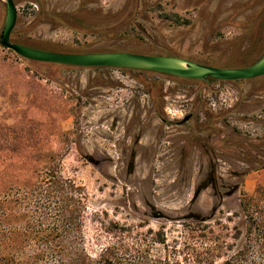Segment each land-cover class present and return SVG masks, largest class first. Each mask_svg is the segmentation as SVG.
<instances>
[{
    "label": "rangeland",
    "instance_id": "1",
    "mask_svg": "<svg viewBox=\"0 0 264 264\" xmlns=\"http://www.w3.org/2000/svg\"><path fill=\"white\" fill-rule=\"evenodd\" d=\"M14 1L17 31L46 47L162 51L220 67L247 66L264 53V0ZM41 6L65 23L43 17ZM76 10L81 21L64 15ZM102 19L118 31L105 32ZM0 67H19L0 69V114L14 112L2 77L10 82L19 73L30 82L25 112L41 121L37 146L64 153L62 174L85 188L89 213L148 223L143 231L165 225L170 241L197 216L238 222L240 195L264 185V75L206 82L82 67L62 69L55 82L43 68L55 66L2 46ZM187 114L193 118L179 124ZM197 137L208 139V151Z\"/></svg>",
    "mask_w": 264,
    "mask_h": 264
},
{
    "label": "trees",
    "instance_id": "2",
    "mask_svg": "<svg viewBox=\"0 0 264 264\" xmlns=\"http://www.w3.org/2000/svg\"><path fill=\"white\" fill-rule=\"evenodd\" d=\"M39 12L51 21L65 23L63 16L54 15L42 6ZM4 15L5 7L0 2V33ZM64 15L74 21L83 19L78 10ZM100 22L106 28L111 24L103 19ZM117 29L114 26L103 30L111 33ZM11 40L55 52H99L74 51L57 45L46 47L44 41L33 40L16 28L11 32ZM103 51L120 50H100ZM157 54L178 56L162 51ZM32 61L55 66L43 67L50 74L48 79L65 68H82ZM18 68L0 67L13 71ZM18 74L10 82L7 76L2 77L12 89L9 99L14 112L10 118L4 112L0 114V264H264L263 184H258L251 194L240 195V210L234 212L238 222L229 226L218 216L192 221L183 224L180 234L170 241L165 225L143 231L141 228L148 223H120L103 211L89 213L85 188L62 174L64 153L37 146L41 121L25 112L22 98L27 95L23 85L30 82ZM33 77L41 78L38 73ZM58 78L50 80L58 82ZM4 96L5 93H0V97ZM31 99L29 104L36 106V99ZM226 219L232 221L231 217Z\"/></svg>",
    "mask_w": 264,
    "mask_h": 264
},
{
    "label": "water",
    "instance_id": "3",
    "mask_svg": "<svg viewBox=\"0 0 264 264\" xmlns=\"http://www.w3.org/2000/svg\"><path fill=\"white\" fill-rule=\"evenodd\" d=\"M0 2L5 7L4 24L0 33V45L11 49L25 59L81 67L150 70L189 79L212 78L228 81L251 79L264 75V53L258 60L247 66L220 67L173 55L144 54L130 51L70 53L34 48L11 40V32L17 22L16 4L14 0H0ZM212 216L213 214L197 216L194 221H204Z\"/></svg>",
    "mask_w": 264,
    "mask_h": 264
},
{
    "label": "flooded vegetation",
    "instance_id": "4",
    "mask_svg": "<svg viewBox=\"0 0 264 264\" xmlns=\"http://www.w3.org/2000/svg\"><path fill=\"white\" fill-rule=\"evenodd\" d=\"M136 70H138V69H136ZM140 70V69H139ZM144 71H150V70H144ZM152 72H154V71H152ZM157 73V72H156ZM159 74H162V73H159ZM165 75H167V74H165ZM177 77V76H176ZM179 78H182V77H179ZM182 79H189V78H182ZM185 117H187L186 119H185ZM193 118V115L192 114H187V115H185L180 121H179V124H184L185 122H188L189 120H191ZM185 119V120H184ZM208 128L206 127V128H204V129H202V130H204V131H206ZM211 136V135H210ZM196 143H197V145L200 147V148H202V149H204L205 151H208L207 149V145L205 144L206 143V141L208 140V139H205V138H199V137H197L196 139Z\"/></svg>",
    "mask_w": 264,
    "mask_h": 264
}]
</instances>
